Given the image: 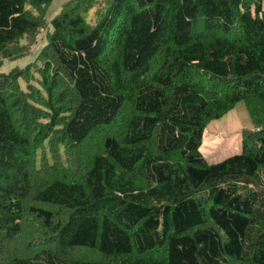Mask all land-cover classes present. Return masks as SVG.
<instances>
[{
	"label": "trees",
	"instance_id": "trees-1",
	"mask_svg": "<svg viewBox=\"0 0 264 264\" xmlns=\"http://www.w3.org/2000/svg\"><path fill=\"white\" fill-rule=\"evenodd\" d=\"M52 2L0 0V264H264V0Z\"/></svg>",
	"mask_w": 264,
	"mask_h": 264
},
{
	"label": "rangeland",
	"instance_id": "rangeland-1",
	"mask_svg": "<svg viewBox=\"0 0 264 264\" xmlns=\"http://www.w3.org/2000/svg\"><path fill=\"white\" fill-rule=\"evenodd\" d=\"M66 0H53L50 4L46 18L50 20L61 8ZM91 15V14H90ZM45 31L39 34L31 52L17 59H5L0 65L3 72L14 66H24L34 59L38 50L45 44ZM252 128L251 119L244 102H238L231 110L219 118L212 119L205 127L203 142L200 147L204 158L208 162H216L241 150V131Z\"/></svg>",
	"mask_w": 264,
	"mask_h": 264
}]
</instances>
